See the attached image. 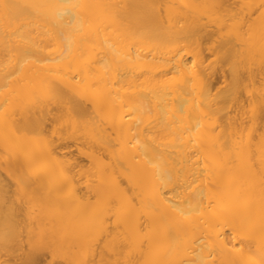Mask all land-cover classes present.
Here are the masks:
<instances>
[{"label":"bare ground","instance_id":"6f19581e","mask_svg":"<svg viewBox=\"0 0 264 264\" xmlns=\"http://www.w3.org/2000/svg\"><path fill=\"white\" fill-rule=\"evenodd\" d=\"M0 264H264V0H0Z\"/></svg>","mask_w":264,"mask_h":264},{"label":"rangeland","instance_id":"374dc122","mask_svg":"<svg viewBox=\"0 0 264 264\" xmlns=\"http://www.w3.org/2000/svg\"><path fill=\"white\" fill-rule=\"evenodd\" d=\"M217 44V42L215 41V43H214V45H216ZM214 47V46H213ZM215 48V47H214ZM213 51H214V49H212V51H210V49L209 50H206V53H207V55L209 56L208 57V63H212V64H216V62H217V66L218 67H220L221 66V69H223L222 71L220 70V74L218 75L219 77H220V83H219V86L220 87H222V86H224L227 82H228V80H229V78H227V77H229V71H228V65L226 66V64H224V66L222 65V62H220V64H219V59H217V61H216V58H217V54L215 55V53H213ZM211 53H213L215 56H216V58H215V56L213 55V54H211ZM211 54V55H210ZM215 61V62H214ZM210 63V64H211ZM225 69V70H224ZM70 150H72V152H73V154H74V157H76L79 161H80V163H82V164H86V162H87V160L85 159V156H83V154H81V153H79V151H77V149H76V147H71L70 148ZM19 193L20 192H18L17 193V196H20V198L21 197H23V196H21V195H19ZM24 199V200H23ZM21 201H22V203H24V201H25V198L23 197V198H21Z\"/></svg>","mask_w":264,"mask_h":264}]
</instances>
